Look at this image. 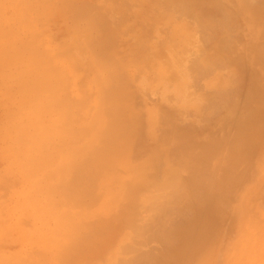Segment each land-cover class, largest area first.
Returning a JSON list of instances; mask_svg holds the SVG:
<instances>
[{"label":"rangeland","instance_id":"1","mask_svg":"<svg viewBox=\"0 0 264 264\" xmlns=\"http://www.w3.org/2000/svg\"><path fill=\"white\" fill-rule=\"evenodd\" d=\"M177 3L0 0V264H264V0Z\"/></svg>","mask_w":264,"mask_h":264},{"label":"bare ground","instance_id":"2","mask_svg":"<svg viewBox=\"0 0 264 264\" xmlns=\"http://www.w3.org/2000/svg\"><path fill=\"white\" fill-rule=\"evenodd\" d=\"M175 1L178 2L176 4L177 6H179L178 4H180L185 9L189 8V4H193L195 2V0H175ZM195 5H196V3H195ZM8 24L5 23V26H7V27H5L4 24H3V26H4L3 27V31L5 32L6 35L16 38L19 34L16 31H14L12 28L8 27ZM22 24L23 23L18 22L17 26H20ZM18 28H20V27H18ZM21 35H22V33H21ZM11 40H13V39H11ZM22 45H23V42H21L17 46V43L15 41L14 46H17V48L19 46H22ZM11 54L13 55L14 52L11 51ZM207 60H209V59L207 58ZM251 90L255 91V85L251 88ZM262 101H264V100L262 99ZM255 111H252L250 113L254 114L253 116H257L261 112V110H258L256 112ZM242 146H243V143H241L240 139L236 140L235 142H233L231 144L232 148L233 147L234 148H239V147H242ZM181 189H182V193L187 198L186 202L188 201L190 203V209H192V206H193L192 203H191L192 200L198 201V198L201 199V197H202L201 194H200V189L201 188L198 187V186L195 188V187H192V186L188 187L187 185H185ZM218 198L219 199H217V197H216L215 200L213 199L209 205H206L205 203L200 201V206L199 207L201 208V210H204V212H205L204 213V217H203V219H201L199 221L195 220L194 223H193L192 229H188V230H186L183 233L182 242L178 246L176 245L177 246L176 247V253H185V252L188 251L189 247H192V248L197 247L198 243H200L205 237H207L211 233L212 229L209 228V226L211 224H213V222L217 219V214H218V212L220 210V207L223 206V204L221 202V197H218ZM122 200H123L122 204H126V200H125L124 196H123ZM144 205H145V200H144V198L141 197L139 199V206L142 208ZM193 210H195V209H193ZM191 238H194L195 241H190ZM189 241H190V244H189Z\"/></svg>","mask_w":264,"mask_h":264}]
</instances>
